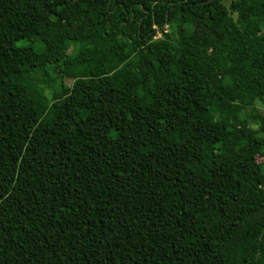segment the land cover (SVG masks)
Instances as JSON below:
<instances>
[{
  "label": "trees",
  "instance_id": "1",
  "mask_svg": "<svg viewBox=\"0 0 264 264\" xmlns=\"http://www.w3.org/2000/svg\"><path fill=\"white\" fill-rule=\"evenodd\" d=\"M257 106L264 0H0V264H264Z\"/></svg>",
  "mask_w": 264,
  "mask_h": 264
},
{
  "label": "rangeland",
  "instance_id": "2",
  "mask_svg": "<svg viewBox=\"0 0 264 264\" xmlns=\"http://www.w3.org/2000/svg\"><path fill=\"white\" fill-rule=\"evenodd\" d=\"M228 2H229V0H225V3L226 4H228ZM170 32V30L168 29L165 33H169ZM154 40H156V39H154ZM76 48V47H75ZM69 52H71V51H69ZM113 69V68H112ZM72 76H77L76 74H71ZM46 96H47V98L48 99H50V96H51V88H47L46 89ZM258 107V109L260 110V111H263L264 112V107H260V106H257ZM163 126L162 125H159V128H162ZM257 160L259 161V162H264V156H257Z\"/></svg>",
  "mask_w": 264,
  "mask_h": 264
},
{
  "label": "built area",
  "instance_id": "3",
  "mask_svg": "<svg viewBox=\"0 0 264 264\" xmlns=\"http://www.w3.org/2000/svg\"><path fill=\"white\" fill-rule=\"evenodd\" d=\"M163 28V32H166L169 29L167 24H164ZM162 37V32L158 30L153 39H162Z\"/></svg>",
  "mask_w": 264,
  "mask_h": 264
}]
</instances>
